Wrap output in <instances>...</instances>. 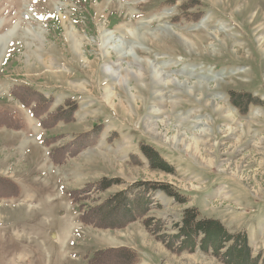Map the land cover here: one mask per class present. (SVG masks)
I'll return each instance as SVG.
<instances>
[{
    "label": "rangeland",
    "instance_id": "obj_1",
    "mask_svg": "<svg viewBox=\"0 0 264 264\" xmlns=\"http://www.w3.org/2000/svg\"><path fill=\"white\" fill-rule=\"evenodd\" d=\"M0 110V264H264V0H0Z\"/></svg>",
    "mask_w": 264,
    "mask_h": 264
},
{
    "label": "trees",
    "instance_id": "obj_2",
    "mask_svg": "<svg viewBox=\"0 0 264 264\" xmlns=\"http://www.w3.org/2000/svg\"><path fill=\"white\" fill-rule=\"evenodd\" d=\"M23 106L26 108L24 103ZM30 109L31 108H28V110ZM40 125L42 126V123H40ZM21 127L22 122L15 118L13 114L0 110V128L16 131ZM147 150L151 151L149 149H146V151ZM151 153L158 163L157 167L163 169V160L156 152L151 151ZM173 196L176 198L181 197L179 194H173ZM197 217L198 213L195 209H185L181 216V224L177 227L178 232L176 237L177 239L181 238L186 248L194 250L195 247H198L202 252H211L214 256H217L221 250H224L223 256L229 259V262L232 264H240L241 261L248 260V256L246 255L248 244L244 235H233L228 233L218 220L210 218L198 219ZM198 235H202V238L196 240V236ZM102 253L103 252L95 254L87 264H94L96 258L102 255ZM241 255L244 256V258ZM241 258H243V260L239 261Z\"/></svg>",
    "mask_w": 264,
    "mask_h": 264
},
{
    "label": "bare ground",
    "instance_id": "obj_3",
    "mask_svg": "<svg viewBox=\"0 0 264 264\" xmlns=\"http://www.w3.org/2000/svg\"><path fill=\"white\" fill-rule=\"evenodd\" d=\"M167 30H169L170 31V28L169 29H167ZM139 31V30H138ZM171 32H172V29H171ZM213 33H210V35H212ZM215 35V34H214ZM214 37H216V35L214 36ZM141 40V39H140ZM183 41V40H182ZM187 42V41H186ZM118 43H119V45H118V47H125V44L123 43V42H121V41H119L118 40ZM186 44H188V43H186ZM113 48V47H112ZM192 48V47H191ZM124 49H126V53H124V54H127V55H129V53H130V49L129 48H124ZM123 49V50H124ZM241 49V48H240ZM122 50V49H121ZM117 54V53H116ZM131 62V61H130ZM113 68V67H112ZM109 69H111L110 67H109ZM154 69V68H153ZM160 70V69H159ZM158 68L156 67V70H155V77H154V81H156V82H159V83H163V82H167V80H165L163 77H162V73H158ZM184 71V70H183ZM113 75V74H112ZM138 77V76H137ZM117 78V77H116ZM120 79V78H119ZM165 80V81H164ZM168 83H171V84H173V83H175V84H177L178 86H181V85H184L185 86V84H186V82H181V81H177V82H170V81H168ZM163 84H165V83H163ZM159 85V84H158ZM166 85V84H165ZM202 86H204V85H202L201 83H197V88H201ZM162 95V94H161ZM155 103V102H154ZM173 105V99H172V97L171 96H167V97H163L162 98V101L161 102H159V104H155V105H158L159 107H161V108H164V107H166V106H168V105ZM154 113H155V116H156V113L158 112V111H156V110H154L153 111ZM162 121V120H161ZM182 121H184V119H182ZM164 122V121H163ZM185 122V121H184ZM147 123V125L151 128V127H154L153 129H155V128H158V124H159V122L157 123V122H155V121H147L146 122ZM152 125V126H151ZM183 137L181 136V138L179 139V140H176L175 138H174V142H175V144L176 145H183L184 143V141H183V139H182ZM195 140V139H194ZM194 140L192 139V141H193V145H194V147L196 146V149H195V151H198V143H197V141H195L194 142ZM171 142V141H170ZM172 143V142H171ZM190 144H192V143H190ZM189 144V145H190ZM189 145H186V146H184V147H186V150H189L190 149V147H189ZM192 146V145H191ZM185 150V151H186Z\"/></svg>",
    "mask_w": 264,
    "mask_h": 264
}]
</instances>
